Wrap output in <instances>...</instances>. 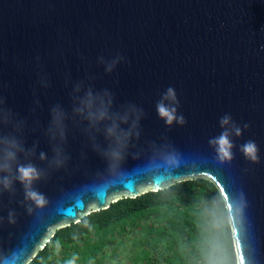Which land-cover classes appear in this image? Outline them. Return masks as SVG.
<instances>
[{
  "label": "water",
  "instance_id": "obj_1",
  "mask_svg": "<svg viewBox=\"0 0 264 264\" xmlns=\"http://www.w3.org/2000/svg\"><path fill=\"white\" fill-rule=\"evenodd\" d=\"M261 45L264 0H0L4 106L26 121L25 147L39 141L32 163L48 170L39 152L52 158L45 131L51 108L60 105L69 116L64 147L71 157L65 168L49 170L46 180L34 184L48 199L42 209L26 212L19 182L14 196H0V264H27L56 229L90 211L194 178L210 181L221 196L236 264H264ZM116 55L125 60L106 73L98 57ZM42 79L48 87L41 86ZM80 81L94 91L108 89L113 111L128 103L144 109L141 135L129 148L123 174L106 171V161L83 131L87 122L71 119L73 85ZM170 86L187 120L184 126L169 128L157 115L156 103ZM226 113L243 134L232 137L234 159L220 163L208 141L223 131L219 120ZM244 124L250 127L243 129ZM248 140L259 148V163L240 151ZM97 142L107 146L102 133ZM153 142L171 144L179 167L169 168ZM9 210L16 213L15 224L8 223Z\"/></svg>",
  "mask_w": 264,
  "mask_h": 264
},
{
  "label": "trees",
  "instance_id": "obj_2",
  "mask_svg": "<svg viewBox=\"0 0 264 264\" xmlns=\"http://www.w3.org/2000/svg\"><path fill=\"white\" fill-rule=\"evenodd\" d=\"M148 218L151 224L140 223ZM125 241L133 264H236L221 196L202 178L122 197L106 208L90 211L77 222L56 229L27 264H54L52 252L60 253L59 264L73 255L76 264H97L105 247L116 253L112 246L123 248Z\"/></svg>",
  "mask_w": 264,
  "mask_h": 264
},
{
  "label": "clouds",
  "instance_id": "obj_3",
  "mask_svg": "<svg viewBox=\"0 0 264 264\" xmlns=\"http://www.w3.org/2000/svg\"><path fill=\"white\" fill-rule=\"evenodd\" d=\"M261 50H264V45H261ZM124 60L122 55H116L110 60H105L103 56L98 57V63L104 65L106 73H112L116 66ZM40 83L42 87H48L46 79H42ZM72 101L71 119L75 122L79 118L81 123L87 122L83 131L91 141L92 150L106 161V171L112 175L123 174L122 166L129 154V148L134 146L133 140L138 141L141 135L140 125L145 117L144 109L136 104L128 103L122 105L120 110L113 111V94L108 89L94 91L90 86L85 87L83 81L73 85ZM34 103L39 105V100L36 99ZM4 105L5 100L0 96V196L4 192L14 196L16 194L15 183L19 182L24 194L22 206L31 215L34 207L42 209L48 203L46 196L38 191L34 184L46 180L49 170L65 168L71 159L64 147L67 143L66 121L69 116L60 105H55L50 110L51 119L45 135L52 147V158L49 159L44 151L39 152V160L47 162L48 170H45L32 163V159L37 155L39 141H35L31 148L25 147V141L21 137L26 121L17 119L12 110ZM179 106L180 101L175 89L168 87L156 103L157 115L167 127L171 128L174 124L179 126L187 124L185 116L178 112ZM219 124L223 131L218 136L210 138L208 142L215 150L220 163H230L234 159L232 150L235 147L232 137H241L243 130L227 113L220 118ZM5 127H10L12 131L5 134L3 132ZM249 127V124L243 125V129ZM101 133L107 143L106 147L97 142V135ZM152 146L169 168L179 167V154L171 144L156 145L153 142ZM162 149L167 150L162 151ZM240 151L247 160L259 163V148L255 141L248 140L240 146ZM21 156H23V162L20 159ZM207 214L211 220L210 209ZM3 220L4 218L0 216V223ZM7 220L9 224L16 223L14 210H9ZM56 246L59 248V242ZM76 260L77 257L73 255L65 264H76Z\"/></svg>",
  "mask_w": 264,
  "mask_h": 264
},
{
  "label": "rangeland",
  "instance_id": "obj_4",
  "mask_svg": "<svg viewBox=\"0 0 264 264\" xmlns=\"http://www.w3.org/2000/svg\"><path fill=\"white\" fill-rule=\"evenodd\" d=\"M141 222H145L147 224L152 223L150 218L146 219L145 221H140V223ZM122 246L124 247L123 248L120 246L117 247L116 244L112 246V249H114L116 253L113 252L112 250L110 251L108 247H105L101 252V258L98 259L97 264H133L132 260L129 259V256H128L130 252L129 251L130 246L128 242L125 241L124 245ZM77 249L79 250L80 248L77 247ZM52 255L56 257L54 259V264H59L62 262V258L59 252H52Z\"/></svg>",
  "mask_w": 264,
  "mask_h": 264
}]
</instances>
